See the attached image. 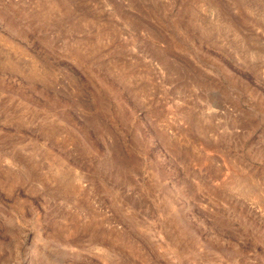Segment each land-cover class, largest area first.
<instances>
[{
	"label": "rangeland",
	"instance_id": "1",
	"mask_svg": "<svg viewBox=\"0 0 264 264\" xmlns=\"http://www.w3.org/2000/svg\"><path fill=\"white\" fill-rule=\"evenodd\" d=\"M0 264H264V0H0Z\"/></svg>",
	"mask_w": 264,
	"mask_h": 264
}]
</instances>
